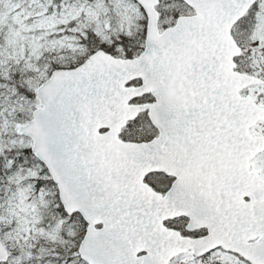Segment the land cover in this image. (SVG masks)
<instances>
[{
	"label": "snow or ice",
	"instance_id": "snow-or-ice-1",
	"mask_svg": "<svg viewBox=\"0 0 264 264\" xmlns=\"http://www.w3.org/2000/svg\"><path fill=\"white\" fill-rule=\"evenodd\" d=\"M0 264H264V0H0Z\"/></svg>",
	"mask_w": 264,
	"mask_h": 264
}]
</instances>
